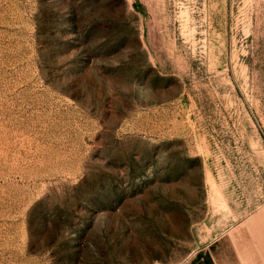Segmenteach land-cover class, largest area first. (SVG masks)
<instances>
[{
  "label": "rangeland",
  "instance_id": "1",
  "mask_svg": "<svg viewBox=\"0 0 264 264\" xmlns=\"http://www.w3.org/2000/svg\"><path fill=\"white\" fill-rule=\"evenodd\" d=\"M230 235L264 264V0H0V264Z\"/></svg>",
  "mask_w": 264,
  "mask_h": 264
},
{
  "label": "crops",
  "instance_id": "2",
  "mask_svg": "<svg viewBox=\"0 0 264 264\" xmlns=\"http://www.w3.org/2000/svg\"><path fill=\"white\" fill-rule=\"evenodd\" d=\"M208 255V264H248L247 261L249 262V259L241 254L238 243H235L231 235L228 239H223Z\"/></svg>",
  "mask_w": 264,
  "mask_h": 264
}]
</instances>
